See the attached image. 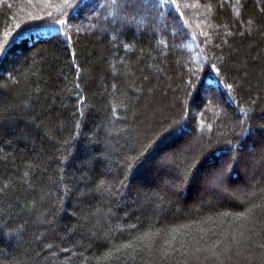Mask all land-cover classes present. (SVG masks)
<instances>
[{
  "label": "trees",
  "instance_id": "obj_1",
  "mask_svg": "<svg viewBox=\"0 0 264 264\" xmlns=\"http://www.w3.org/2000/svg\"><path fill=\"white\" fill-rule=\"evenodd\" d=\"M0 264H264V0H0Z\"/></svg>",
  "mask_w": 264,
  "mask_h": 264
},
{
  "label": "rangeland",
  "instance_id": "obj_2",
  "mask_svg": "<svg viewBox=\"0 0 264 264\" xmlns=\"http://www.w3.org/2000/svg\"><path fill=\"white\" fill-rule=\"evenodd\" d=\"M87 25H88V23H87ZM78 28V27H77Z\"/></svg>",
  "mask_w": 264,
  "mask_h": 264
}]
</instances>
